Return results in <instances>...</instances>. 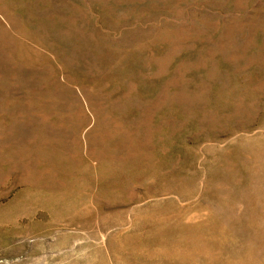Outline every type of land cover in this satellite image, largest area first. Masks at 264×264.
<instances>
[{
  "label": "rangeland",
  "instance_id": "rangeland-1",
  "mask_svg": "<svg viewBox=\"0 0 264 264\" xmlns=\"http://www.w3.org/2000/svg\"><path fill=\"white\" fill-rule=\"evenodd\" d=\"M0 264H264V0H0Z\"/></svg>",
  "mask_w": 264,
  "mask_h": 264
}]
</instances>
